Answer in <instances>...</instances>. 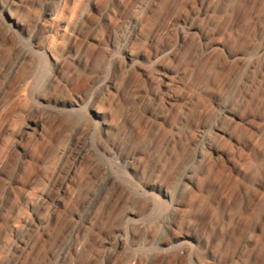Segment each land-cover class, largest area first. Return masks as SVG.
Here are the masks:
<instances>
[{
  "label": "rangeland",
  "instance_id": "obj_1",
  "mask_svg": "<svg viewBox=\"0 0 264 264\" xmlns=\"http://www.w3.org/2000/svg\"><path fill=\"white\" fill-rule=\"evenodd\" d=\"M8 1L0 264H264V0Z\"/></svg>",
  "mask_w": 264,
  "mask_h": 264
},
{
  "label": "bare ground",
  "instance_id": "obj_2",
  "mask_svg": "<svg viewBox=\"0 0 264 264\" xmlns=\"http://www.w3.org/2000/svg\"><path fill=\"white\" fill-rule=\"evenodd\" d=\"M11 4H13V2H12V0H10V1H8V2H6V3H4L3 4V9L6 11V12H8V13H10L11 14ZM10 23L11 24H14L16 27H21V23H20V21L15 17V16H13V14H11V21H10ZM130 40V39H129ZM260 53L262 54V55H264V46L260 49ZM24 56V55H23ZM250 62L252 63L253 62V60H250ZM97 114L99 115V116H102L99 112H97ZM233 116H235V114L233 115ZM43 127V126H42ZM214 128H216V129H218V131H220L221 133H224L225 134V130H223L222 128H218L217 127V125H215L214 126ZM36 131H35V133L37 134H39V131L41 130V127L40 126H38V127H36V129H35ZM84 150H85V148H84ZM201 153V152H200ZM81 156V155H80ZM188 184V183H187ZM162 192V194H164V195H166V196H169L170 195V193H169V191H161ZM180 245V244H179Z\"/></svg>",
  "mask_w": 264,
  "mask_h": 264
}]
</instances>
